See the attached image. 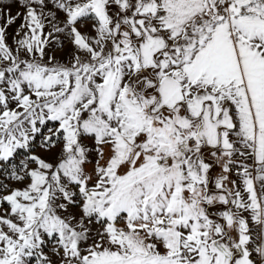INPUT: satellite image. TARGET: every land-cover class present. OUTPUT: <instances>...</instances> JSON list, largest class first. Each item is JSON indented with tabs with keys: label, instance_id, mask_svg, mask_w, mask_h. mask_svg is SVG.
<instances>
[{
	"label": "snow or ice",
	"instance_id": "6c2138e0",
	"mask_svg": "<svg viewBox=\"0 0 264 264\" xmlns=\"http://www.w3.org/2000/svg\"><path fill=\"white\" fill-rule=\"evenodd\" d=\"M0 264H264V0H0Z\"/></svg>",
	"mask_w": 264,
	"mask_h": 264
}]
</instances>
